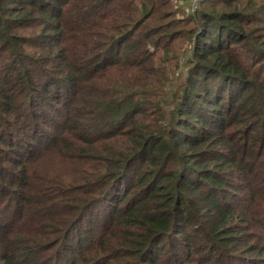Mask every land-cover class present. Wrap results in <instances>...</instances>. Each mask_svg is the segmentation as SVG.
<instances>
[{
	"label": "trees",
	"instance_id": "obj_1",
	"mask_svg": "<svg viewBox=\"0 0 264 264\" xmlns=\"http://www.w3.org/2000/svg\"><path fill=\"white\" fill-rule=\"evenodd\" d=\"M0 0V264H264V0Z\"/></svg>",
	"mask_w": 264,
	"mask_h": 264
},
{
	"label": "rangeland",
	"instance_id": "obj_2",
	"mask_svg": "<svg viewBox=\"0 0 264 264\" xmlns=\"http://www.w3.org/2000/svg\"><path fill=\"white\" fill-rule=\"evenodd\" d=\"M179 1L181 0H170L169 1V8L177 13L178 17H181V13H179L178 6L181 4ZM200 0H191L192 10H195L198 7Z\"/></svg>",
	"mask_w": 264,
	"mask_h": 264
}]
</instances>
